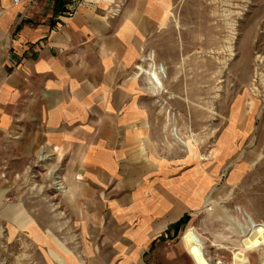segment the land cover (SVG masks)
<instances>
[{
  "label": "crops",
  "instance_id": "0c3cea01",
  "mask_svg": "<svg viewBox=\"0 0 264 264\" xmlns=\"http://www.w3.org/2000/svg\"><path fill=\"white\" fill-rule=\"evenodd\" d=\"M166 10V0H0V163L13 151L55 155L88 187L74 235L60 232L55 215L18 230L53 259L54 251L65 264H197L180 235L170 238L199 203V173L185 175L182 160L152 149L143 85L152 83L136 76ZM2 187L0 224L20 228L27 214L4 202ZM212 257L227 264L221 252Z\"/></svg>",
  "mask_w": 264,
  "mask_h": 264
},
{
  "label": "rangeland",
  "instance_id": "374dc122",
  "mask_svg": "<svg viewBox=\"0 0 264 264\" xmlns=\"http://www.w3.org/2000/svg\"><path fill=\"white\" fill-rule=\"evenodd\" d=\"M166 6L167 22L149 37L136 76L152 65L161 69L164 90L143 84L152 149L169 162L182 160L185 175L199 173V203L174 224L170 239L178 234L183 241L193 226L209 241L211 264L218 252L234 264L251 222L264 224V0H166ZM29 155L13 151L0 163L4 202L27 214L20 228L0 224V264H65L18 230L27 234L31 217L51 225L55 215L60 232L74 235L88 187L67 173V159ZM242 264H264V250H246Z\"/></svg>",
  "mask_w": 264,
  "mask_h": 264
},
{
  "label": "bare ground",
  "instance_id": "6f19581e",
  "mask_svg": "<svg viewBox=\"0 0 264 264\" xmlns=\"http://www.w3.org/2000/svg\"><path fill=\"white\" fill-rule=\"evenodd\" d=\"M162 68V67H161ZM163 71V70H162ZM161 69L155 65L151 69H147L146 74L151 80V83L160 89L164 90V84L160 75ZM176 135V134H175ZM57 180L54 182L59 186L60 190H64L65 186L58 180L59 177H55ZM249 233L245 236L243 245L244 248L241 251L235 253V263L242 264L244 254L248 249L264 250V224H255L251 222ZM202 237L200 232L193 226H190L183 234V241L188 248V251L195 258L197 264H211V258L207 256L204 242L198 238ZM217 264H223L222 261H218Z\"/></svg>",
  "mask_w": 264,
  "mask_h": 264
},
{
  "label": "built area",
  "instance_id": "2783aa9c",
  "mask_svg": "<svg viewBox=\"0 0 264 264\" xmlns=\"http://www.w3.org/2000/svg\"><path fill=\"white\" fill-rule=\"evenodd\" d=\"M13 1H14V2H18L19 0H13ZM74 10H75V7H74V6H70V7L68 8V11H66V12L64 13L65 16H66V17L71 16V15L73 14Z\"/></svg>",
  "mask_w": 264,
  "mask_h": 264
},
{
  "label": "trees",
  "instance_id": "16d2710c",
  "mask_svg": "<svg viewBox=\"0 0 264 264\" xmlns=\"http://www.w3.org/2000/svg\"><path fill=\"white\" fill-rule=\"evenodd\" d=\"M186 217L185 216L184 218H182L180 221H178L176 224H175V227H179L182 223H184L186 221Z\"/></svg>",
  "mask_w": 264,
  "mask_h": 264
}]
</instances>
